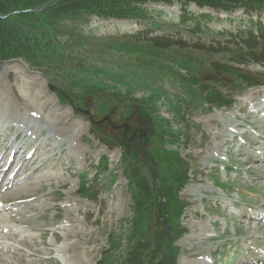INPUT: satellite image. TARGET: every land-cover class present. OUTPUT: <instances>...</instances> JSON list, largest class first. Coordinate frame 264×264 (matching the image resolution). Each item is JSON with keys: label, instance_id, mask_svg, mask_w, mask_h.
<instances>
[{"label": "rangeland", "instance_id": "374dc122", "mask_svg": "<svg viewBox=\"0 0 264 264\" xmlns=\"http://www.w3.org/2000/svg\"><path fill=\"white\" fill-rule=\"evenodd\" d=\"M211 1H147L149 21L91 14L79 45L0 60L7 137L34 118L15 146L47 139L45 166L19 171L35 180L0 191V224L19 230L0 235V264H264V118L249 114L264 107V0Z\"/></svg>", "mask_w": 264, "mask_h": 264}, {"label": "trees", "instance_id": "16d2710c", "mask_svg": "<svg viewBox=\"0 0 264 264\" xmlns=\"http://www.w3.org/2000/svg\"><path fill=\"white\" fill-rule=\"evenodd\" d=\"M156 0H62L56 9L38 11L21 8L15 0H0V60L34 56L39 53L67 49L85 40L82 27L91 14L115 18H140L142 5ZM167 1V0H162ZM212 6L211 0H204ZM261 4L254 8H260Z\"/></svg>", "mask_w": 264, "mask_h": 264}, {"label": "bare ground", "instance_id": "6f19581e", "mask_svg": "<svg viewBox=\"0 0 264 264\" xmlns=\"http://www.w3.org/2000/svg\"><path fill=\"white\" fill-rule=\"evenodd\" d=\"M261 116H264V112H262V115ZM256 117H259V114H257V112H256ZM35 118H37L36 116H35ZM34 123H36V126H37V124H38V128H39V125H40V123L41 122H39L38 123V121H34V118H30V119H24V118H20V120H19V123H18V127L19 128H21V129H23V131H25V132H28V130L31 128H33V129H36V126L34 125L33 126V124ZM3 125H5L4 123H3ZM47 140V139H46ZM10 143H12V142H10ZM17 150H15L14 151V153L13 154H17ZM5 153V152H4ZM4 153L2 154V156L4 155ZM1 156V157H2ZM15 178H13L11 181H9V182H11V186L14 184V182H15ZM8 182V183H9ZM1 228L2 229H7V230H9V228L8 227H4V226H1ZM5 248H7V247H5Z\"/></svg>", "mask_w": 264, "mask_h": 264}, {"label": "flooded vegetation", "instance_id": "af4514ba", "mask_svg": "<svg viewBox=\"0 0 264 264\" xmlns=\"http://www.w3.org/2000/svg\"><path fill=\"white\" fill-rule=\"evenodd\" d=\"M124 127H125L124 130H125V132H126V131H128V129L131 127V125H130V124H125Z\"/></svg>", "mask_w": 264, "mask_h": 264}, {"label": "water", "instance_id": "95a60500", "mask_svg": "<svg viewBox=\"0 0 264 264\" xmlns=\"http://www.w3.org/2000/svg\"><path fill=\"white\" fill-rule=\"evenodd\" d=\"M142 135H143V131H141V136H140V138L142 137Z\"/></svg>", "mask_w": 264, "mask_h": 264}]
</instances>
